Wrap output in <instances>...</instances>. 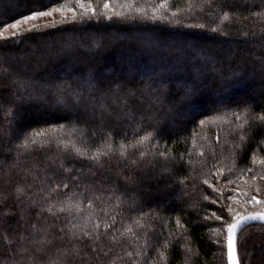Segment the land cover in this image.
Instances as JSON below:
<instances>
[{
    "label": "trees",
    "instance_id": "trees-1",
    "mask_svg": "<svg viewBox=\"0 0 264 264\" xmlns=\"http://www.w3.org/2000/svg\"><path fill=\"white\" fill-rule=\"evenodd\" d=\"M7 2L9 0H0V9H3L0 17H4L6 22H12L20 14L37 7L41 10H48L61 3L69 7L75 6L74 0H18L19 5L16 7H7ZM93 3H96V0H93ZM216 3L225 11L240 14V17L234 19L230 26L226 25L227 34H214L190 27L196 22L198 16L205 21L211 20V17L202 16L197 12L190 19L182 17L180 25L140 21L108 22L104 19L99 22L95 19L73 22L72 18H67L63 23L55 22V26L45 27L53 23L40 24L36 25L39 28L38 31L22 30L23 35H16L7 40L0 39V60H6L13 71H27L37 79L50 82L67 80L73 86L79 82L75 79L77 73L95 80L98 90L94 89L91 93L84 91V102L80 108L85 110V105L94 103L97 106L95 110L97 119L93 117L91 119L83 113L78 116L79 127L85 130L90 142H98L107 131H111L114 141L119 143L125 132L131 136L132 126L143 115L142 127L149 130L157 128L159 133L157 138L162 145L172 147L177 157L181 153L185 154V160L178 163L154 159L150 152L143 160H139L136 153H130L128 160H122L117 149V154L102 158V165H95L94 162L88 160L58 154L53 144L45 149L26 153L17 161L16 153L23 152V149L16 147L21 142L19 130L23 129L31 134L43 129L56 128L58 124H66L67 121L59 118V108L47 113L44 102L38 106L32 103L33 99L23 100L28 104L17 102L11 95L12 91L1 87L6 79L3 78L0 79L1 104L5 108L8 105H15L13 109L15 115L17 116L18 113L16 109H19L18 111H23L24 116L16 125L10 126L6 120L12 117H5L4 111L0 109V126L11 127L10 136L0 133L2 138V143L0 142V149H2L0 151V193L9 195V199L0 205V211L7 208L16 210L12 194L17 184L24 186L29 195L32 191L44 186L34 180L32 172H35L40 180L47 178L48 184L52 181H70L69 189H63L64 192L72 190V185L79 184L80 187L75 191L82 194V197L99 196L107 200L109 205H115L116 196H119L123 203L114 212L109 211L108 216H105L102 211L97 212V215L104 220L119 213L116 215L115 226L109 229V234L116 228L123 231L126 224H131L134 217L142 214L141 209L148 213L159 211V217L156 220L142 221L145 223L144 229H137L133 225L134 231H148L152 245L149 248V254L152 256L156 255V244L162 245L164 239L169 238L170 230L178 231L175 218L179 216L181 222L190 229L189 243L196 252L193 264H227L226 228L223 222L215 220L211 213L215 211L225 217H228V214L223 207L210 202L211 199H217L219 202V195L203 184L202 180L208 176L209 169L214 163L222 160L233 150L236 143L241 142L239 133H232L229 125L223 121H218L216 124L207 123L201 127L199 120L214 114L212 109L214 102L218 99H225L232 107H236L239 102L246 101L253 105V110L256 112L264 109V80L262 79L264 78V60L260 59L264 57V32L261 31L264 29V20L252 15L253 12L264 11V0H216ZM181 7H186V5L181 4ZM134 31L142 36L134 37L129 42L123 40L124 37H130ZM110 33L117 34L118 38L115 41H103L104 37ZM91 35L96 37L94 41L87 40ZM147 39L159 42L162 49L166 50L164 55H158L139 43ZM235 41L238 42L236 50L233 49ZM39 43H53L54 49L36 53L27 47L28 45L38 47ZM97 43H102L103 46L97 47ZM200 50L209 55L207 61L196 59L197 52ZM19 54L27 58L22 66L13 61V58ZM245 58L250 62L244 63ZM70 69L74 76L67 74ZM114 69H121L124 73L138 76L139 79L138 81L123 79L115 81L97 77L103 72ZM217 69H223L225 74L234 71L244 75L240 83L222 90L216 87L214 81ZM58 74L62 78L54 77ZM151 77L155 79V82H148ZM145 83H154L167 88L169 91L165 103L154 104L147 95L142 96L139 91L135 97L129 98L127 105L122 102L113 103L114 98L121 94L115 91L117 85H131L139 90ZM192 84L202 87L201 94L195 97L190 104L182 105L174 112H168V102L178 97L184 87ZM250 91L252 96L249 95L244 100L238 99L245 92ZM52 99L53 97L49 95L44 101ZM101 104L107 107V111L103 114L99 107ZM88 111L92 112V108L89 107ZM128 113H134L135 118H129ZM184 117L187 119L182 120ZM56 135H62V133H56ZM261 138V134L257 132L255 140L249 139L243 142V151L237 150V169L253 167L254 171L259 170V163L252 165L251 155L253 152H258L259 156L264 157V145L259 144ZM189 150H191L190 157L187 156ZM212 150H215V157L211 154ZM7 151H12L13 154L10 155ZM200 151L204 152V156L199 155ZM134 158L138 160L137 165L130 163ZM61 159L64 160L66 166L72 168L71 173L59 167ZM187 159L195 163L189 165L185 162ZM10 165L15 166L9 167ZM34 165L38 166L40 171L36 172ZM165 168L171 171H164ZM227 175L230 174L225 172V176ZM250 176L251 174L245 175V177ZM183 177L187 179L184 184H181L180 179ZM208 178L212 180L215 187H225L224 177L220 178L219 183L212 176ZM29 184L33 185V189H27ZM229 186L234 185L226 186L225 197L231 194ZM43 195V193H38L33 199L41 201L42 206H46L47 201L43 200ZM204 195H207L209 200H204ZM109 196L112 197L111 200H108ZM61 197L62 193L54 195L52 199ZM21 200L25 201L21 207L26 210L25 216L28 217L29 224L36 222L38 227L51 226V231L59 234L58 229L67 223L64 218L65 214L57 213L60 217L57 219L46 211L41 213V219L36 221L35 213L39 211V208H28L27 205L31 201L28 200L27 195L21 196ZM194 201L198 202L195 208L191 207ZM223 203L232 202L225 199ZM95 206L99 209L103 207V204L97 200ZM233 207L238 208L236 203ZM29 213L32 214L30 217ZM205 215L209 217L207 221L204 220ZM19 216V211H16L15 216L0 217L2 221L0 230L7 229L10 233L13 228H18L16 221L19 220ZM194 221L200 222L194 224ZM74 223L83 224V221L76 220ZM149 224L151 225L150 230L148 229ZM104 230L103 223H101L100 231L104 232ZM116 236L119 237L120 233L117 232ZM257 240L264 241V225L260 223H255L243 231L239 248L241 264H251V257L248 256L249 246ZM57 243L59 244L60 241ZM64 243L69 248L72 247L67 240ZM104 243H108L107 239ZM136 243L139 244L142 241ZM183 243V240L173 238L170 264H183L186 254L180 246ZM121 245L127 247L129 251L135 250L131 243V234H128L120 238V243L111 246L113 251L109 252L108 256H100L103 264H107L116 252L124 254ZM88 251L91 254L90 249ZM6 256L7 248L0 240V258ZM92 264H97V262L92 261Z\"/></svg>",
    "mask_w": 264,
    "mask_h": 264
},
{
    "label": "snow or ice",
    "instance_id": "snow-or-ice-1",
    "mask_svg": "<svg viewBox=\"0 0 264 264\" xmlns=\"http://www.w3.org/2000/svg\"><path fill=\"white\" fill-rule=\"evenodd\" d=\"M181 4L186 7H181ZM74 7H69L65 3L59 4L57 7L49 8L48 10H41L34 8L33 10L20 14L12 22H6L4 17H0V39H10L16 35H23V32L14 31L11 37H6L4 33L8 29H18V27L28 21L37 18L51 16L54 12L61 13V23L67 20V12L72 14L73 22L80 20L95 19L99 22L104 19L108 22H150L152 24H175L180 25L183 19H190L196 13L202 16L211 17V20L205 21L200 16L197 17L195 23L190 27L209 31L214 34H227L228 28L234 19L240 17L239 13H232L223 10L216 0H74ZM78 10V11H77ZM253 16L259 17L264 20V11L253 12ZM247 19V17H244ZM55 26V21L52 25L45 27ZM38 26H29L26 31H38ZM264 32V29H261ZM247 35V33H245ZM19 43V41H18ZM143 47L153 50L158 55H164V49L161 48L159 42L152 39H147L139 42ZM97 47H102V43H97ZM182 51V50H179ZM196 59L207 61L209 55L203 50L197 52ZM264 60V57H260ZM243 73L229 72L225 74L223 69H217L214 76L216 87L222 90L240 83L243 78ZM6 78L8 83L5 87L12 89V97L17 102L25 99H46L49 95L53 97L52 104L60 109L61 120H66L67 123H60L56 128L43 129L29 134L26 130H19L20 143L16 145L17 149H23V152L16 153V160L20 156L34 152L38 149L42 150L55 144L57 153L67 156H73L76 159H83L94 162L95 165H102L103 157H110L117 154L122 160H128L130 153L138 154L139 160H143L146 155L151 153L154 159H160L164 162L172 161L178 163L185 160V154L181 153L179 157L174 154L173 148L162 145L157 138L159 135L157 128L142 127L143 115L140 120L135 121L132 126V134L124 133L121 141L117 143L113 139L111 131H107L98 142H90L84 129L79 127V118L77 111L81 104L84 102L83 92L97 89L98 85L95 80L89 77H77L78 83L73 86L67 80H56L50 82L48 80L37 79L33 74L27 71H13L11 66L7 64L6 60H0V79ZM115 91L121 93L117 95L113 103L122 102L127 105L130 97H135L137 92L147 95L149 100L154 104H163L168 95V89L163 86H157L154 83H145L139 90L135 87L128 85H117ZM202 87L192 84L183 88L181 94L168 102V112H174L182 105L190 104L195 97L200 95ZM15 105H8L6 108L0 104V109L4 111L5 117H12L6 120L10 126L16 123V115L13 111ZM92 108V112L88 108ZM96 105L94 103L85 105L84 116H93L95 114ZM101 114L107 111V107L101 104ZM213 115L207 116L205 119L199 120V126L203 127L207 123L216 124L218 121H223L229 125L232 133H239V141L236 143L233 150L226 155L218 163H214L212 168L209 169L208 176L220 182V178L224 177L225 187H215L212 180L206 176L202 183L212 189L213 192L218 193L219 202L217 199H211L212 204H217L223 207L228 217H225L213 211L211 216L223 222L226 228V254L228 264H241L239 257V248L242 243L243 231L247 227L252 226L255 222L264 225V199H259L258 195L248 196V192L240 191L239 181L244 180L246 174H251L250 180H244L245 185L250 190H254L259 194L261 189L257 184V180H264V157L259 156L258 152H253L251 155L252 165L259 163V170L253 167H241L237 169L236 160L238 159L237 150L243 151V142L249 139L255 140L257 132L262 138L259 144L264 145V109L259 112L253 110V105L243 101L237 103L236 107L227 102L225 99H218L214 102L212 109ZM129 118L134 119V113L127 114ZM151 119V117H149ZM0 133L10 136L11 127L5 128L0 126ZM51 133V135H50ZM62 133V135H56ZM142 133V134H141ZM43 138V139H40ZM219 140V137H217ZM175 143V141L173 142ZM195 144V140H193ZM150 146V147H146ZM2 151V149H0ZM212 156L215 157V150H212ZM199 155L204 156V152L200 151ZM187 156H191V150L187 152ZM225 161H228L227 163ZM187 164L192 165L195 162L191 159L185 161ZM132 165H137V159H131ZM10 165L9 167H14ZM35 171H40L38 166H33ZM59 167L65 172H72V168L65 165L64 160L61 159ZM30 172L32 170H29ZM164 171H171L165 168ZM225 172L230 175L225 176ZM34 180L44 185L32 191L29 195L24 186L17 184L13 196V202L16 204V210L7 208L0 211V217L15 216L16 211H19V220L16 221L18 228H13L12 232L7 229L0 230V240L3 241L7 248V256L0 258V264H92L96 261L97 264H103L100 256H108L109 252L113 251L112 245L120 243V238L126 237L131 234V243L135 247L134 251H129L127 247L121 245L123 255L116 252L107 264H170V249L173 247V238L175 240H183L184 243L180 246L186 253L184 256L183 264H193V257L196 255L194 249L190 246L191 237L188 235L190 229L181 222L179 216L175 218L176 228L178 231H169V238L164 239L162 245L157 243L155 246V256L149 254V248L152 246L148 237V231L138 232L134 231L133 225L137 229H144L146 219L156 220L159 217V211L154 213L143 212L141 215L134 217L131 224H126L121 229L116 228L114 232L109 234V229H112L116 224L115 215L109 216V219L104 220L97 215L98 211L104 212L108 216L109 211H115L116 208L123 203L119 196H116L117 203L109 205L107 200H103L99 196L82 197L75 189L79 188V184L72 185V190L64 192L63 189H69V182L52 181L51 184L47 183V178L40 180L35 172H32ZM127 179V178H126ZM187 177L180 179V183L184 184ZM7 183V181H6ZM227 185H236L235 189H231V194L225 197V188ZM27 189H33V185H27ZM38 193H43V200L47 201L46 206H42L41 201L33 199ZM62 193V197L53 200L54 195ZM28 196L31 201L27 206L28 208L37 207L39 211L35 213L36 221L41 219V213L48 212L50 216L57 219L60 217L57 213L65 214L67 223L58 229V233L51 231V226H37L36 222L28 223V217L25 216V208L21 207L25 201L21 200V196ZM9 199V195L0 193V205L4 204ZM112 197L109 196L108 200ZM204 200H209L207 195H204ZM231 201L232 203L225 204L224 200ZM100 200L103 207L97 208L95 201ZM243 205L251 204L253 207L259 206L260 211L245 212L233 207L235 203ZM198 202H193L191 207L195 208ZM55 209V211H54ZM32 214L29 213L30 217ZM230 218V219H229ZM209 217L204 216L207 221ZM76 220L83 221V224L74 223ZM110 221V222H109ZM2 222V221H0ZM194 221L193 223H199ZM47 222L45 221V224ZM101 223L104 226V232L100 231ZM151 229V225H148ZM119 232L120 236L117 237L116 233ZM107 239L108 243L105 244L104 240ZM67 240L68 244L72 247L69 248L64 241ZM57 241H60L58 244ZM137 241L142 243L137 244ZM74 242H79L74 243ZM91 255L89 253V250Z\"/></svg>",
    "mask_w": 264,
    "mask_h": 264
},
{
    "label": "rangeland",
    "instance_id": "rangeland-1",
    "mask_svg": "<svg viewBox=\"0 0 264 264\" xmlns=\"http://www.w3.org/2000/svg\"><path fill=\"white\" fill-rule=\"evenodd\" d=\"M23 4H21V5H23ZM6 5H7V7H14V6L16 7V5H19V2H18V0H9V2L6 3ZM0 10H1L0 12L3 13V9H0ZM66 15H67V18H72V14L70 12H67ZM61 19H62L61 13L57 11V12H54L51 16L37 18L35 20L28 21V22L20 25L18 27V29H8L4 33V35L6 37H11V34L14 31L21 32L22 30H26L29 26H36V25H40V24H48V23H53L54 21L55 22H61ZM139 36L141 37L142 35L139 32H135L134 31V32L131 33V36L130 37H124L123 40L129 42V41H131L132 38L139 37ZM117 38H118V35L117 34L110 33V34H108V36L104 37L103 41H106V40L107 41H113V40L115 41ZM95 39H96V37L94 35H91L87 40L94 41ZM234 45H235V48H233V49L236 50V48L238 47V42L235 41V44ZM27 47L30 48V49H32L33 52L38 53L40 51V52L44 53V51L46 52L47 50L54 49V44L53 43H42V44L39 43L38 44V47H35V46H32V45H28ZM161 48H163V47H161ZM86 49L87 48H85V50ZM21 51H23V50H21ZM26 59H27L26 57H24V56H22V55L19 54V55L15 56L13 58V61H14V63L19 64V65L22 66L24 64V62H25ZM243 62L244 63H249L250 61H249V59L245 58ZM67 74H69L70 76H74L71 73V69L67 71ZM56 76L62 78V76L60 74L54 75V77H56ZM77 77H84V76H82L81 74H78L77 73V76H75V79L76 80H78ZM97 77L105 78V79H109V80L110 79H114L115 81H122V79L123 80H129V81H136V80L138 81V79H139L138 76L136 77V75H132L130 73H124L121 69H119V70H115L114 69L112 71L103 72V74L98 75ZM262 79L264 80V78H262ZM154 80L155 79L151 77V79H149L148 82H155ZM7 83H8V80L5 79L4 82L1 84V87L6 88L9 91H12V90H10L9 87H5V85ZM249 95L252 96V92L251 91L250 92H245L244 95L238 97V99L239 100H244ZM52 100H50V101H46L45 100L44 101V99L34 98L32 100V103H34L35 106H38L42 102L46 103L45 104L46 105L45 106V110H46L47 113H49V112H53L56 108H58V107H56V106H54L52 104ZM21 102H23V101H21ZM0 104H1V102H0ZM23 104H28V103L23 102ZM40 109H41V107H40ZM16 110H17L18 113H17V116H16V123H15V125L18 122H20L21 117L24 116L23 115L24 114L23 111H21V110L18 111L19 109H16ZM42 110H44V109H42ZM82 113H84V110H81V108H79L78 111H77V116H79V114H82ZM92 117H93V119H97L96 114H94L93 116H90L91 119H92ZM186 119L187 118L184 117L182 120H186ZM92 121H94V120H92ZM0 142L2 143L1 136H0ZM7 152L10 155L13 154L12 151H7ZM162 174H164V172ZM244 180H250V177H245ZM244 180H241L240 183H239V185H240V189L239 190L240 191H246V192H248V196L258 195V198L259 199H264V180H257V184L259 185V187L261 189V191H260L259 194L255 193L254 190L248 189V187L244 183ZM229 187L231 189H235L236 188V185L229 186ZM180 200H182V198ZM177 202H178V200H177ZM236 205L238 206L237 209H240L241 211H245V212H256V211H260L261 210L259 208V206L253 207L251 204L245 206V205L242 204V202L241 203H236ZM248 256L251 257L250 258V263L251 264H264V241H258L257 240L252 245L250 244L249 251H248ZM216 258L218 259V255H216Z\"/></svg>",
    "mask_w": 264,
    "mask_h": 264
},
{
    "label": "water",
    "instance_id": "water-1",
    "mask_svg": "<svg viewBox=\"0 0 264 264\" xmlns=\"http://www.w3.org/2000/svg\"><path fill=\"white\" fill-rule=\"evenodd\" d=\"M255 223H259V222H255ZM227 264H228V261H227Z\"/></svg>",
    "mask_w": 264,
    "mask_h": 264
}]
</instances>
